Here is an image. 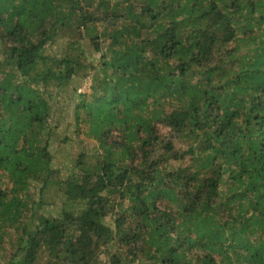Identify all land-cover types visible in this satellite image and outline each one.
Returning <instances> with one entry per match:
<instances>
[{
    "label": "trees",
    "instance_id": "trees-1",
    "mask_svg": "<svg viewBox=\"0 0 264 264\" xmlns=\"http://www.w3.org/2000/svg\"><path fill=\"white\" fill-rule=\"evenodd\" d=\"M0 46V264H264V0H0Z\"/></svg>",
    "mask_w": 264,
    "mask_h": 264
},
{
    "label": "rangeland",
    "instance_id": "rangeland-1",
    "mask_svg": "<svg viewBox=\"0 0 264 264\" xmlns=\"http://www.w3.org/2000/svg\"><path fill=\"white\" fill-rule=\"evenodd\" d=\"M66 40L67 38L61 36L55 41L47 44L44 49V55L48 61H53L54 59L60 57L65 47ZM89 54L93 62L96 63L97 55L95 51L92 50ZM3 56L4 49L0 46V61H3ZM39 67L41 68L39 69ZM43 68L44 65L43 67L38 65L37 69L32 70L31 72L37 71L40 75H42ZM89 84V78H86L85 80L75 78L64 87L52 89L53 98L50 99L52 113L49 124L50 128L57 129L55 132L51 133L50 151L52 153V166L53 168L60 169V174L62 176L69 174L72 166L74 165V160L81 145L79 140H82L83 144L89 145V139L84 138V135L76 137L71 129L73 124V106L78 100L79 93L85 91ZM64 136H66V138ZM63 137L65 140L61 141ZM41 186V183L33 182L30 187V194L33 199L37 202L39 198H42L44 201V205H42L38 211L37 216L42 215L45 218L57 216L60 209L58 205L53 203L55 200L56 190L58 189L57 185L54 182L50 183L45 189H43V192L40 195L39 189Z\"/></svg>",
    "mask_w": 264,
    "mask_h": 264
}]
</instances>
